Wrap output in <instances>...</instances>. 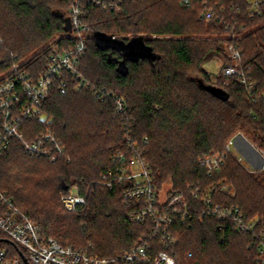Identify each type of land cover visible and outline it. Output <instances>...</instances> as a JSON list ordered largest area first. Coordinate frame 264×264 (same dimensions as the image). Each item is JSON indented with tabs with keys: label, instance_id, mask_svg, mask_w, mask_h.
Here are the masks:
<instances>
[{
	"label": "trees",
	"instance_id": "obj_1",
	"mask_svg": "<svg viewBox=\"0 0 264 264\" xmlns=\"http://www.w3.org/2000/svg\"><path fill=\"white\" fill-rule=\"evenodd\" d=\"M253 1L126 0L118 11L87 6L91 38L77 68L82 80L71 79L66 95L53 87L42 103L43 118L21 126L27 140L46 130L55 133L65 158L50 163L26 153L18 141L0 158L1 189L44 237L62 246L92 243L110 259L149 236L151 221L139 225L126 217L135 205H123L124 185L109 190L100 181L114 155L132 142L152 170L158 195L168 186L190 204L188 219L180 213L173 219L176 242L168 251L176 264H257L254 235L202 217L187 189L213 188L215 203L238 206L257 223L256 233H264V169L250 172L226 150L241 133L264 156V101L252 102L239 78L225 86L222 70L212 79L204 69L213 54L232 65L225 47L234 45L242 69L264 94V0L259 13ZM70 6L71 0H0V75L18 66L39 78L54 48L73 47L66 24ZM209 10L215 17L208 21ZM101 38L118 44H102ZM115 98L124 100L125 113L118 114ZM239 138L230 150H250L258 158ZM208 154H225L222 168L211 176L200 164ZM245 155L240 157L250 159ZM75 185L88 193L87 203L82 211L68 212L61 194ZM147 242L150 256L166 249L159 239Z\"/></svg>",
	"mask_w": 264,
	"mask_h": 264
},
{
	"label": "built area",
	"instance_id": "obj_2",
	"mask_svg": "<svg viewBox=\"0 0 264 264\" xmlns=\"http://www.w3.org/2000/svg\"><path fill=\"white\" fill-rule=\"evenodd\" d=\"M126 0H71L68 20L71 36L75 45L70 48H54L51 63L46 72L35 78L14 66L0 78V158L8 151L12 141H18L26 153L45 159L50 163L65 158V147L61 140L50 130L38 133L32 140H27L21 130L24 121H38L43 118L42 103L49 91L56 87L61 95L70 89V80H82L78 65L91 38V26L85 20L87 6L102 7L104 11L119 10ZM189 5L190 0H183ZM253 12L259 13L262 0L253 1ZM205 19L215 17L213 10L204 14ZM228 59L233 63L222 69L224 85L228 86L233 77L239 78L246 86L252 102L264 101V94L257 91V83L252 81L251 73L245 72L240 64L241 54L234 45L228 47ZM116 111H127L125 102L115 98ZM233 141V140H232ZM226 150H230L229 145ZM147 143V139L144 140ZM225 154H208L200 158V164L207 175L220 171ZM70 159L67 158V161ZM113 167L100 177L101 184L113 190L117 185H124L121 201L124 206L135 205L133 212L126 217L132 222L145 225L151 221L149 236L144 237L129 253L114 258H103L92 243L73 247L62 246L53 238L42 235L40 228L15 205L12 198L0 186V264H176L169 254L168 247L175 244L171 234L176 213L188 219L191 207L183 193L168 192L166 200L158 195L152 170L143 157L137 143L130 142L128 151H118L113 157ZM189 196L198 200L202 217L221 223H230L240 233L254 235V248L257 252L256 263L264 264V233L257 234V223L249 220L238 206L215 203L213 188L202 193L196 186H189ZM88 193L83 195L78 186L68 187L61 194V202L68 212L82 211L87 203ZM177 207H181L179 211ZM173 212V213H172ZM159 239L165 250L155 256L148 254V239Z\"/></svg>",
	"mask_w": 264,
	"mask_h": 264
},
{
	"label": "rangeland",
	"instance_id": "obj_3",
	"mask_svg": "<svg viewBox=\"0 0 264 264\" xmlns=\"http://www.w3.org/2000/svg\"><path fill=\"white\" fill-rule=\"evenodd\" d=\"M100 43L105 44V45H109V44L110 45H116V44H118L116 41H114L112 39H107V38H101ZM228 47H229V45L225 47V54H226L227 58H228V54H227ZM225 66H226V64L224 63V60L220 56L213 54V55H210V57L206 60V62L204 64V69H205L206 73L209 74L210 77H212V79H215L217 77V75H219L221 73V70ZM5 74H7V72L3 73L0 76H4ZM240 136L243 137L244 139H246V137L243 134L239 133L235 137H233V139H231V141L236 139V138H239ZM239 140L242 141L241 138H239L238 141ZM246 141H248L249 145H251V147L254 149L253 151L252 150L251 151L256 153V155H259L260 157L259 156H258V158L255 157L250 152V150L243 151L242 149H241L242 151H239L240 153H238V151H235V152L233 151L234 155L239 159L241 164L244 167H246V169H248L250 172L262 171L264 169V164H263L264 162H262V160H261V158H262L264 161L263 153L261 151H259L255 147L254 144H253L254 145L253 146L252 143L248 139H246ZM257 153H259V154H257ZM241 154H246L245 157L249 156L250 159L240 157ZM250 155H251V157H250ZM169 190L170 189L168 186L164 188V190L161 194V196H162L161 201L166 200V197H167ZM84 244H86V243H84ZM84 244H82L80 246H83Z\"/></svg>",
	"mask_w": 264,
	"mask_h": 264
},
{
	"label": "water",
	"instance_id": "obj_4",
	"mask_svg": "<svg viewBox=\"0 0 264 264\" xmlns=\"http://www.w3.org/2000/svg\"><path fill=\"white\" fill-rule=\"evenodd\" d=\"M66 24H67V30H70V22H69V20H67ZM113 39H114V38H113ZM216 94H217V96H218L219 98H222V99H224V100H227V99H228V97L225 96L223 92H222V93H218V92H217ZM65 189H67V188H65Z\"/></svg>",
	"mask_w": 264,
	"mask_h": 264
},
{
	"label": "crops",
	"instance_id": "obj_5",
	"mask_svg": "<svg viewBox=\"0 0 264 264\" xmlns=\"http://www.w3.org/2000/svg\"><path fill=\"white\" fill-rule=\"evenodd\" d=\"M247 139V138H246ZM253 145V144H252ZM254 146V145H253Z\"/></svg>",
	"mask_w": 264,
	"mask_h": 264
}]
</instances>
